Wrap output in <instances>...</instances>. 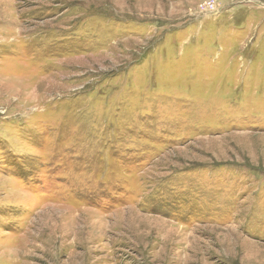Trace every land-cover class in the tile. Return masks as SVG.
<instances>
[{
    "label": "rangeland",
    "instance_id": "1",
    "mask_svg": "<svg viewBox=\"0 0 264 264\" xmlns=\"http://www.w3.org/2000/svg\"><path fill=\"white\" fill-rule=\"evenodd\" d=\"M0 0V264H264V0Z\"/></svg>",
    "mask_w": 264,
    "mask_h": 264
},
{
    "label": "built area",
    "instance_id": "2",
    "mask_svg": "<svg viewBox=\"0 0 264 264\" xmlns=\"http://www.w3.org/2000/svg\"><path fill=\"white\" fill-rule=\"evenodd\" d=\"M202 7H204V10L211 11V10L213 9V7H214L213 0L205 1V2L202 4Z\"/></svg>",
    "mask_w": 264,
    "mask_h": 264
}]
</instances>
